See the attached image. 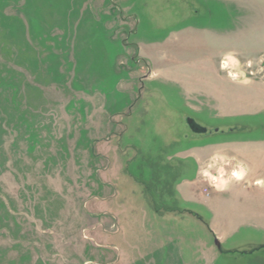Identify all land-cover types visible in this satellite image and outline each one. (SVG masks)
Listing matches in <instances>:
<instances>
[{"label":"rangeland","instance_id":"374dc122","mask_svg":"<svg viewBox=\"0 0 264 264\" xmlns=\"http://www.w3.org/2000/svg\"><path fill=\"white\" fill-rule=\"evenodd\" d=\"M0 264H264V0H0Z\"/></svg>","mask_w":264,"mask_h":264},{"label":"water","instance_id":"95a60500","mask_svg":"<svg viewBox=\"0 0 264 264\" xmlns=\"http://www.w3.org/2000/svg\"><path fill=\"white\" fill-rule=\"evenodd\" d=\"M187 125L189 126L190 130L196 134H202L206 131L205 128L200 127L196 122H194L192 119L186 120ZM216 247L219 248L218 242L215 240Z\"/></svg>","mask_w":264,"mask_h":264},{"label":"trees","instance_id":"16d2710c","mask_svg":"<svg viewBox=\"0 0 264 264\" xmlns=\"http://www.w3.org/2000/svg\"><path fill=\"white\" fill-rule=\"evenodd\" d=\"M149 204L151 205V203L149 202ZM154 210L155 213H158V209H156L153 205L151 206Z\"/></svg>","mask_w":264,"mask_h":264},{"label":"flooded vegetation","instance_id":"af4514ba","mask_svg":"<svg viewBox=\"0 0 264 264\" xmlns=\"http://www.w3.org/2000/svg\"><path fill=\"white\" fill-rule=\"evenodd\" d=\"M187 120V119H186ZM186 120H185V124H186V127L190 130V128H189V126L187 125V123H186ZM191 131V130H190ZM206 132V131H205ZM203 134H205V133H203Z\"/></svg>","mask_w":264,"mask_h":264},{"label":"bare ground","instance_id":"6f19581e","mask_svg":"<svg viewBox=\"0 0 264 264\" xmlns=\"http://www.w3.org/2000/svg\"><path fill=\"white\" fill-rule=\"evenodd\" d=\"M258 184V183H257Z\"/></svg>","mask_w":264,"mask_h":264}]
</instances>
